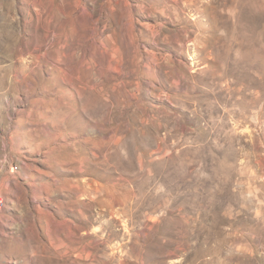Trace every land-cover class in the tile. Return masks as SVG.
I'll return each instance as SVG.
<instances>
[{"label": "rangeland", "instance_id": "obj_1", "mask_svg": "<svg viewBox=\"0 0 264 264\" xmlns=\"http://www.w3.org/2000/svg\"><path fill=\"white\" fill-rule=\"evenodd\" d=\"M0 264H264V0H0Z\"/></svg>", "mask_w": 264, "mask_h": 264}, {"label": "bare ground", "instance_id": "obj_2", "mask_svg": "<svg viewBox=\"0 0 264 264\" xmlns=\"http://www.w3.org/2000/svg\"><path fill=\"white\" fill-rule=\"evenodd\" d=\"M116 137V136H115ZM112 139V141H114L115 139H114V137L113 138H111Z\"/></svg>", "mask_w": 264, "mask_h": 264}]
</instances>
